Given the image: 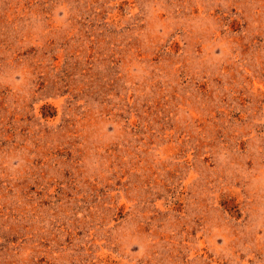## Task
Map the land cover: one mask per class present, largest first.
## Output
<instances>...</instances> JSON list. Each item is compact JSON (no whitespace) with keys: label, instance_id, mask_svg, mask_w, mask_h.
<instances>
[{"label":"rangeland","instance_id":"374dc122","mask_svg":"<svg viewBox=\"0 0 264 264\" xmlns=\"http://www.w3.org/2000/svg\"><path fill=\"white\" fill-rule=\"evenodd\" d=\"M0 264H264V0H0Z\"/></svg>","mask_w":264,"mask_h":264}]
</instances>
